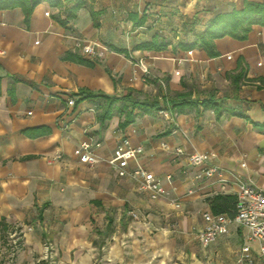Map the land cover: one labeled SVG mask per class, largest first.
<instances>
[{"label": "crops", "instance_id": "1", "mask_svg": "<svg viewBox=\"0 0 264 264\" xmlns=\"http://www.w3.org/2000/svg\"><path fill=\"white\" fill-rule=\"evenodd\" d=\"M77 1L83 6L68 19ZM243 6L244 0H41L28 21L21 8L0 11V248L4 224L8 231L33 226L19 254L27 264L45 258L46 229L57 264H245V227L232 223L205 248L198 234L203 215L213 213L209 198L237 196L239 181L264 189V26L254 25L245 40L216 39L215 55L185 48L216 14ZM154 38L166 47L139 48ZM77 39L93 42L95 54L76 49ZM129 90L165 113L136 109L122 129L118 103L103 128L102 100L82 99L83 91L121 98ZM175 101L183 105L173 108ZM37 132L45 133L32 136ZM124 137L143 148L138 164L163 180L165 196L151 200L112 169L108 161ZM89 141L101 144L96 165L74 155ZM177 148L211 153L206 166L218 172L205 176ZM251 249L259 255L258 243Z\"/></svg>", "mask_w": 264, "mask_h": 264}, {"label": "built area", "instance_id": "2", "mask_svg": "<svg viewBox=\"0 0 264 264\" xmlns=\"http://www.w3.org/2000/svg\"><path fill=\"white\" fill-rule=\"evenodd\" d=\"M95 44L85 39H77L75 48L81 50L85 55L92 56L95 54ZM138 65L144 73L149 72L148 65L144 60H140ZM69 105H73L74 101L70 100ZM166 109H164L165 111ZM163 110L160 113H165ZM101 146L98 142H84L74 150V155L81 163L96 165L100 162L96 149ZM141 146L132 145L129 138H122L113 155L108 161L112 169L118 177H129L136 181L137 189L140 192H147L151 200H158L167 194L163 184V180L150 174L145 168L138 164L139 157L143 154ZM177 156H186L188 162L192 166L204 167L203 174L211 177L218 172L215 166H206L212 159L211 153H192L186 154L182 148L175 150ZM57 160L61 156L56 157ZM131 162L136 164L132 170L129 169ZM166 179L171 180V176ZM237 193V208L234 217L226 214L205 213L203 219L205 227L198 234V240L202 247H208L219 236L226 235L229 232V226L236 223L248 229L244 245L241 249L239 261L245 264H264V189L256 188L250 184L239 181ZM179 207V203H175ZM137 218L136 214L132 215ZM258 243V254L252 253V243ZM50 247L48 246L46 250ZM21 250V242L15 237L7 238L0 248V264H16L19 252ZM48 257V255H46ZM50 258V257H49Z\"/></svg>", "mask_w": 264, "mask_h": 264}, {"label": "trees", "instance_id": "3", "mask_svg": "<svg viewBox=\"0 0 264 264\" xmlns=\"http://www.w3.org/2000/svg\"><path fill=\"white\" fill-rule=\"evenodd\" d=\"M41 2V0H0V11L10 10L15 8H21L24 11L26 21L29 20L35 7ZM52 4H57V1H51ZM83 6L82 1H77L72 8L69 9L67 18L73 19L79 9ZM93 19L97 18V14L92 12ZM62 25H66L65 21H60ZM141 20L138 25L142 24ZM95 27H98V23L94 21ZM254 25L264 26V0L262 3H253L250 0H244V6L241 10L233 9L230 13L216 14L208 24L207 29L197 35L196 41L188 46L186 49H192L195 47H201L207 51L209 55H215V40L230 36L238 40H245L248 34L251 32ZM166 47L165 44L160 43L158 38H154L151 42L145 43L139 46L141 49L146 50H162ZM67 57L75 59L72 54ZM80 63L93 66V63L81 58H76ZM85 98L99 97L102 100L101 110L98 115V120L101 127L104 128L106 122L113 116V110L119 103L121 104L120 111L124 114V119L120 123V128L124 129L129 126L135 119V110L139 109L143 112H149L152 110L160 111L159 107L154 105V102L147 100H138L134 98L133 91H127L121 98L111 97L102 93H93L89 91H83ZM0 95H1V78H0ZM185 104H193L188 101ZM183 104H179L175 101L173 108L180 107ZM45 132H37L32 136H40ZM213 214H228L230 217H234L237 208V196H224L217 195L208 199ZM230 207V210H228ZM108 230L112 231V227L109 224ZM9 231L4 227L1 228L2 239L5 242V236Z\"/></svg>", "mask_w": 264, "mask_h": 264}, {"label": "rangeland", "instance_id": "4", "mask_svg": "<svg viewBox=\"0 0 264 264\" xmlns=\"http://www.w3.org/2000/svg\"><path fill=\"white\" fill-rule=\"evenodd\" d=\"M132 218L138 219L139 216L137 218L132 216ZM33 230H34L33 226H28V227L15 226L13 229L9 231L8 234H6L5 241L7 240V238L10 239V237H15L19 239L21 242V250L19 252L20 254L21 251L23 250L22 244L24 243V240L26 239L27 234L33 232ZM151 231L152 233L150 232V236H155V233L157 231L153 229H151ZM44 232L47 234V236L43 239V249H44L45 258L42 260H38V261L36 260L33 263H29V264H57L56 255H55L56 254L55 247L51 243L53 233L52 234L49 233L48 229H46ZM48 246L50 248L46 250ZM46 255H48V257H46ZM173 261H176L175 258L169 260V264H174ZM16 264H27V263L21 262L19 259V255H18V258L16 259ZM90 264H97V263H90Z\"/></svg>", "mask_w": 264, "mask_h": 264}]
</instances>
